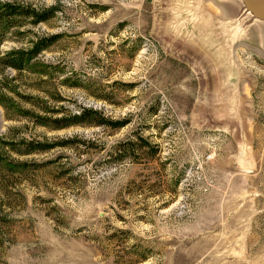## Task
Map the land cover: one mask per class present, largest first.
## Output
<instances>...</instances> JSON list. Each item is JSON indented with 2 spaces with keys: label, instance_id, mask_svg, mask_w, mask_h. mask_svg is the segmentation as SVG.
I'll return each instance as SVG.
<instances>
[{
  "label": "rangeland",
  "instance_id": "374dc122",
  "mask_svg": "<svg viewBox=\"0 0 264 264\" xmlns=\"http://www.w3.org/2000/svg\"><path fill=\"white\" fill-rule=\"evenodd\" d=\"M0 1L57 7L0 42V264H264L263 21L241 0Z\"/></svg>",
  "mask_w": 264,
  "mask_h": 264
},
{
  "label": "trees",
  "instance_id": "16d2710c",
  "mask_svg": "<svg viewBox=\"0 0 264 264\" xmlns=\"http://www.w3.org/2000/svg\"><path fill=\"white\" fill-rule=\"evenodd\" d=\"M57 7L52 6L48 9L37 10L30 6H25L11 1H0V42L3 40V32L10 26H13L14 18L23 16H34L36 22L47 21L55 12ZM56 41V36L42 37L30 49H13L3 56V63L15 69H24L26 64L35 58L43 50L47 49L53 42ZM79 118V116H77ZM81 119L76 120L73 124L81 123ZM127 121H118L113 123L116 128L123 127ZM62 126V125H60Z\"/></svg>",
  "mask_w": 264,
  "mask_h": 264
},
{
  "label": "water",
  "instance_id": "95a60500",
  "mask_svg": "<svg viewBox=\"0 0 264 264\" xmlns=\"http://www.w3.org/2000/svg\"><path fill=\"white\" fill-rule=\"evenodd\" d=\"M245 10L255 19L264 22V0H241Z\"/></svg>",
  "mask_w": 264,
  "mask_h": 264
}]
</instances>
